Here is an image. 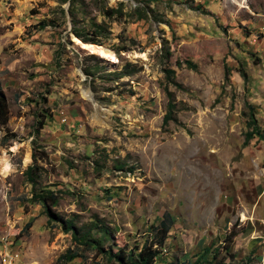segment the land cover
<instances>
[{"label": "rangeland", "instance_id": "374dc122", "mask_svg": "<svg viewBox=\"0 0 264 264\" xmlns=\"http://www.w3.org/2000/svg\"><path fill=\"white\" fill-rule=\"evenodd\" d=\"M60 1L0 0V259L4 238L16 264H56L75 247L30 202L24 172L36 166L54 212L96 225L105 250L157 248L169 216L156 261L192 263L211 247L231 264H264V140L244 142L252 113L264 138V0H76V27L101 25L113 59L82 48L92 43L70 34ZM120 4L124 16H103ZM164 69L182 87L168 86L167 126ZM84 254L70 264H116Z\"/></svg>", "mask_w": 264, "mask_h": 264}, {"label": "trees", "instance_id": "16d2710c", "mask_svg": "<svg viewBox=\"0 0 264 264\" xmlns=\"http://www.w3.org/2000/svg\"><path fill=\"white\" fill-rule=\"evenodd\" d=\"M75 1L76 0H61L60 4L67 3L69 4L67 12L71 18L72 28L70 30V34L74 37L78 38L82 42L85 43H92L100 45L98 38H107V34L104 35L103 28L101 25L93 24L89 26V30H85L81 27H76L75 20H76V11H75ZM101 12L104 17L106 18H113L116 16L122 17L124 16L122 10V4L117 7V9H101ZM62 13L64 14L65 11L62 9ZM146 13L140 15V19L146 18ZM48 25L47 22L43 21L39 23L40 29H44ZM90 32V33H88ZM178 65H185L187 69L192 71H197V65L192 63L190 60H184L182 63L178 62ZM164 79L166 81V85L164 87V93L167 98V111L166 114L163 116L162 126H167L169 122L175 121L176 115V101L174 99V94L168 90L169 85H173L177 89H182L181 85L177 84L175 81V71L172 69H164ZM114 76H130L131 74L128 73L125 69L120 73H112ZM228 74V71H227ZM229 75V74H228ZM244 80L247 79L246 75L243 73ZM251 108V107H249ZM252 112V111H251ZM250 120L248 121L247 125L249 131L245 134V144L249 143L250 141L258 138L259 140H264L260 129L257 125L256 117L252 113L249 115ZM0 121L2 124H6L8 121V109L7 103L5 98L3 97L2 93L0 92ZM41 127L43 123L39 124ZM263 138V139H262ZM34 159L35 156L32 155ZM122 167H118L114 165V169H120ZM40 169L36 166H29L24 175L26 176L27 181L32 185V193L30 202L32 204L40 205L44 210V213L47 217V224H57L60 226L61 231L64 234H70L72 241L75 243V247L69 248L66 250L65 253L60 254L56 259V264H70L76 259L85 260L86 256L84 254L85 250H91L95 252V256L99 257L104 255L107 257L109 263H116V264H165L162 261H156L159 255V249L163 246V242L166 238L167 230L169 225L172 223V220L169 216L164 217L156 227V231L160 234V240L157 245V248H154L153 244H145L141 247V249L136 253V251L131 250L128 251L124 248L119 249L117 252L113 253L110 249L105 250L103 249V244L105 237L96 238L94 236V228L96 225H85L81 227H77L75 223V219H63L60 215L54 212V208L58 203V196L54 192H52L48 188H38L37 179L39 178ZM31 226V223H28L27 227ZM107 235V231H104ZM158 234V233H157ZM103 235V234H102ZM225 245L222 246L224 252L226 254V258L231 260H235V255L232 254V238L231 236L225 237ZM136 250V249H135ZM138 250V249H137ZM219 250L216 249L212 251L211 247H206L203 252L196 258L194 262H176L175 264H231L226 261V259L221 258L218 259ZM98 264V263H97ZM236 264H243V263H236Z\"/></svg>", "mask_w": 264, "mask_h": 264}, {"label": "bare ground", "instance_id": "6f19581e", "mask_svg": "<svg viewBox=\"0 0 264 264\" xmlns=\"http://www.w3.org/2000/svg\"><path fill=\"white\" fill-rule=\"evenodd\" d=\"M92 45H82V48L92 54H97L98 56H101L102 58L113 59V56L109 54L108 51H106L104 48H100L101 46L97 47V46H92ZM28 161H29V157L27 158L26 162ZM3 169L5 172H7L10 170V166L6 163L5 168Z\"/></svg>", "mask_w": 264, "mask_h": 264}, {"label": "built area", "instance_id": "2783aa9c", "mask_svg": "<svg viewBox=\"0 0 264 264\" xmlns=\"http://www.w3.org/2000/svg\"><path fill=\"white\" fill-rule=\"evenodd\" d=\"M2 245H4V259H0L2 264H16L19 261V253L11 249V247H5V238L2 239Z\"/></svg>", "mask_w": 264, "mask_h": 264}, {"label": "water", "instance_id": "95a60500", "mask_svg": "<svg viewBox=\"0 0 264 264\" xmlns=\"http://www.w3.org/2000/svg\"><path fill=\"white\" fill-rule=\"evenodd\" d=\"M83 43V42H82Z\"/></svg>", "mask_w": 264, "mask_h": 264}]
</instances>
